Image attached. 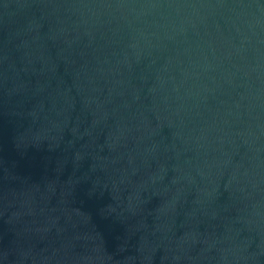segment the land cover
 Listing matches in <instances>:
<instances>
[{
  "label": "water",
  "instance_id": "water-1",
  "mask_svg": "<svg viewBox=\"0 0 264 264\" xmlns=\"http://www.w3.org/2000/svg\"><path fill=\"white\" fill-rule=\"evenodd\" d=\"M0 264H264V0H0Z\"/></svg>",
  "mask_w": 264,
  "mask_h": 264
}]
</instances>
